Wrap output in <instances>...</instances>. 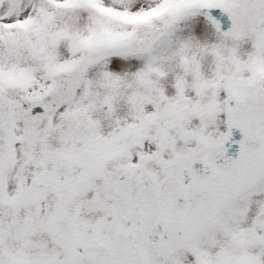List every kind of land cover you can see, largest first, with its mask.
<instances>
[{"label":"snow or ice","instance_id":"1","mask_svg":"<svg viewBox=\"0 0 264 264\" xmlns=\"http://www.w3.org/2000/svg\"><path fill=\"white\" fill-rule=\"evenodd\" d=\"M0 264H264V0H0Z\"/></svg>","mask_w":264,"mask_h":264}]
</instances>
